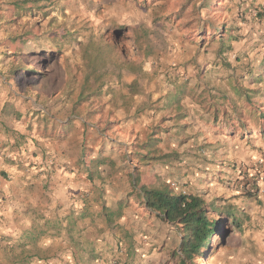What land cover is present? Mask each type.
<instances>
[{
    "label": "rangeland",
    "instance_id": "rangeland-1",
    "mask_svg": "<svg viewBox=\"0 0 264 264\" xmlns=\"http://www.w3.org/2000/svg\"><path fill=\"white\" fill-rule=\"evenodd\" d=\"M65 1L52 14L45 0H0L4 72L25 69L0 92L5 145L30 156L40 137L65 138L86 168L60 205L38 206L31 235L1 243L0 264H263L264 0ZM150 134L158 152L142 146ZM142 185L201 196L218 222L209 248L184 256Z\"/></svg>",
    "mask_w": 264,
    "mask_h": 264
},
{
    "label": "crops",
    "instance_id": "crops-1",
    "mask_svg": "<svg viewBox=\"0 0 264 264\" xmlns=\"http://www.w3.org/2000/svg\"><path fill=\"white\" fill-rule=\"evenodd\" d=\"M45 3V6L48 5V8H46L50 9L52 14L56 12L62 13L63 10L70 9L65 0H45ZM29 27L31 26L29 25ZM3 36L4 33L0 31V40ZM28 37L29 41H33L34 38L36 39L33 35H29ZM24 39L23 35L19 38L22 42H20V46L16 50L18 51L17 63L25 62L24 58L27 55L28 47L24 46ZM1 57L2 54H0V92L4 90L3 86L6 75L18 78L19 81L23 73L21 68L16 69L13 73L4 72L6 63L10 61V57L7 59ZM8 85L11 86L10 82ZM21 87L18 86L19 89ZM31 87L32 91H36L34 89L36 86L32 85ZM32 119L38 121L37 115ZM178 119L181 118L178 116L174 120L177 121ZM185 122L190 124V120H186ZM176 123H179V121ZM34 124L37 125L38 122H34ZM55 124L57 122L47 121L46 125L53 127ZM39 140L37 142V146H40L38 151L35 147L30 156L20 154L17 150L16 152L12 149L9 150L5 145L4 133L0 130V246H4L5 248H7L5 245L7 243L6 240L30 234L33 224L35 223V226L38 221V206L43 205L51 209L58 204L60 205V203L66 200L62 199L65 197L64 190L73 191L80 189L83 184L80 175L83 174L86 168H83V164L80 163L81 147L77 145L78 142H74L71 145L68 144V139L50 138L48 136L40 137ZM78 171L81 173L79 174ZM51 189L54 190L52 191ZM53 193H55L54 196L52 195ZM46 212H43V215L46 216ZM48 220V217H44L46 223ZM59 235L63 236V234ZM50 241V239H45L46 245ZM2 242L5 244H1ZM5 255L6 252L0 249V259L2 261H5ZM262 263L264 264V262Z\"/></svg>",
    "mask_w": 264,
    "mask_h": 264
},
{
    "label": "trees",
    "instance_id": "trees-1",
    "mask_svg": "<svg viewBox=\"0 0 264 264\" xmlns=\"http://www.w3.org/2000/svg\"><path fill=\"white\" fill-rule=\"evenodd\" d=\"M49 49L52 60L57 57L53 56L55 49L54 44L38 43L37 46ZM53 45V46H52ZM43 49V50H44ZM57 52V50H56ZM21 71H25L24 68ZM83 97L79 98L82 101ZM159 138H154L150 134L148 141L142 146L150 152H158L159 147L155 146ZM154 150H150V149ZM86 153V152H85ZM141 161L155 159L148 154H136ZM164 156V155H163ZM162 156V157H163ZM106 161L105 156H97L94 160L95 165L103 164ZM141 202L151 213L162 217L167 222L174 225L177 229L182 231L180 249L183 255L194 254L199 251V247H208V237L217 231L218 222L216 219H211L206 210L205 200L195 194L173 193L167 188H150L140 186L138 188ZM223 214L230 218L232 226H238L239 220L234 217V212L230 208L223 209Z\"/></svg>",
    "mask_w": 264,
    "mask_h": 264
}]
</instances>
